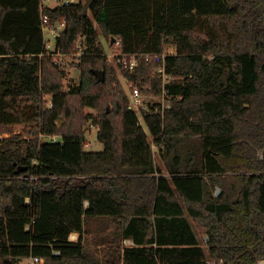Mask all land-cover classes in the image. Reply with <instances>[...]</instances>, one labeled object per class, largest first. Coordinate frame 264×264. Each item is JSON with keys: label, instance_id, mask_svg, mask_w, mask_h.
<instances>
[{"label": "trees", "instance_id": "trees-1", "mask_svg": "<svg viewBox=\"0 0 264 264\" xmlns=\"http://www.w3.org/2000/svg\"><path fill=\"white\" fill-rule=\"evenodd\" d=\"M84 4L0 0V262L264 264V0ZM42 13L66 21L63 54L86 37L80 82L68 91ZM100 35L119 39L123 53L150 55L123 70L128 81L175 97L164 113L154 103L144 115L167 173ZM168 46L175 52L163 56ZM160 66L181 80L164 85L152 75ZM91 118L103 150L86 149ZM106 218L114 229L97 255L84 233Z\"/></svg>", "mask_w": 264, "mask_h": 264}, {"label": "rangeland", "instance_id": "rangeland-1", "mask_svg": "<svg viewBox=\"0 0 264 264\" xmlns=\"http://www.w3.org/2000/svg\"><path fill=\"white\" fill-rule=\"evenodd\" d=\"M85 3L86 0H81ZM45 3L47 5L53 6V1H46ZM100 40L102 41L104 47L106 48V53L107 51L109 52L108 54H112L115 51H121V49L118 46H115V41L112 40V42L107 41V39H105V37H103V35H100ZM167 51H174L175 48L173 46H168ZM165 49V50H166ZM75 49L73 48V51L71 54L66 55V63L61 64L65 69H66V75L64 77V88L65 90H69L71 87L77 85L80 82V65L79 62L81 61V57H78L75 54ZM113 57L110 55L108 61H110V63L112 64V66L115 68L116 71V75L119 78L122 86L124 87L125 91L127 92V83L128 80L125 78L124 76V71L118 67L116 64H114V61L112 59ZM163 67V66H160ZM160 67L155 68L154 72H153V77L156 76L157 78L159 75V71L158 69ZM164 84V81L162 78H160ZM168 79V80H167ZM169 82H174V81H180L181 80V76L178 75H174L171 73L165 74V81ZM146 88L151 89L150 86H146ZM144 93V100H145V104L148 105H152L154 103H157V101L162 100L161 96H158L159 94L153 93L151 91H147V90H143ZM161 95V94H160ZM46 99L48 101V106L51 102V95H46ZM87 111L89 113H92L94 115H96V112L94 109L92 108H87ZM140 123L144 126L147 134H148V139L149 141L152 143L153 149H154V153H155V158H156V162L162 167L164 168L165 173H167V171L165 170L164 167V163L162 161L161 158V150L160 148L154 144V138L152 136V134L149 131V128L145 122V120H143L140 116L139 118ZM59 125L62 123V120L58 121ZM24 124H16L13 128L12 131L13 133H18L20 131H22L24 129ZM86 136H87V145H86V149L87 150H103L104 149V144L102 142H100L97 138V133H98V126L95 124L94 118H91L89 123L86 125ZM2 136H8V134H4ZM61 136L60 135H56V136H49V135H42V140L44 141H57L60 140ZM217 192V190H216ZM114 229V224L113 221L111 220V218H106V219H99V220H95V221H91L90 225L88 226V231H86L84 233V243L91 248V250L96 253L97 255H100L102 253H104L103 251V247H104V236L107 234H110L111 231ZM199 234L200 237V241L201 244L208 249V237L205 234ZM79 234H77L76 237V241L79 239ZM108 246V245H105ZM123 247L127 246V242H123ZM17 263V264H21ZM0 264H2L0 262ZM208 264H216L214 260H212L211 258L208 259Z\"/></svg>", "mask_w": 264, "mask_h": 264}, {"label": "built area", "instance_id": "built-area-1", "mask_svg": "<svg viewBox=\"0 0 264 264\" xmlns=\"http://www.w3.org/2000/svg\"><path fill=\"white\" fill-rule=\"evenodd\" d=\"M46 1H53L54 7L63 5V4H71V3H78L81 2V0H46ZM41 7H51L54 8L53 6L47 5L45 3V0H41ZM66 26V21H56L52 22L51 17L46 14L42 13V30L44 33L45 37V44L48 53L54 57V60L59 63V64H64L66 63V55L63 54L57 47V39L58 37L61 36L62 32L65 30ZM102 42V41H101ZM115 46H118L121 49V41L119 39H116L114 42ZM73 47L75 49V54L78 57H81L84 53L85 50L87 49L86 47V37L83 35H80L78 39L74 42ZM106 49V48H105ZM174 51H167L165 50L163 56L166 53H174ZM109 52L107 51V57L109 59L110 55L113 57L114 64H116L118 67H120L122 70H128L130 72L135 71L136 67L140 63L141 59L143 57L146 58L147 61L150 60V55L149 54H142V53H134V54H126L123 53L122 51H115L112 54H108ZM110 63V61H109ZM159 71V78H162L164 81V85L168 83V79L165 81V74L168 75V72L166 71L165 67H160L158 69ZM127 95L129 98L130 102V108L134 109L135 112L137 113L138 117L145 120V113L146 112H151L152 107L151 105L145 104L144 100V93L142 89L135 85L134 83L128 81L127 83ZM160 101H157L155 104H159L161 106L156 107L155 111L164 113L167 109H170L173 104H174V96L169 92V90L164 86L161 95ZM51 106V104H50ZM140 121V120H139ZM29 201V199H28ZM71 241H74L76 239H72L71 235L69 237ZM125 242H127V245H133V241L130 239H126ZM55 253H59V251H55ZM21 264H45V260L42 256L39 255H32L28 257L25 261H23Z\"/></svg>", "mask_w": 264, "mask_h": 264}, {"label": "water", "instance_id": "water-1", "mask_svg": "<svg viewBox=\"0 0 264 264\" xmlns=\"http://www.w3.org/2000/svg\"><path fill=\"white\" fill-rule=\"evenodd\" d=\"M93 0H86L85 1V4H84V7H85V10H89L90 8V5L92 3ZM116 38H113V41H115ZM96 74L98 75V80L99 81H104L105 80V72L104 71H100V70H95ZM21 170H24L25 168L24 167H20ZM220 191V188L217 189V193Z\"/></svg>", "mask_w": 264, "mask_h": 264}, {"label": "bare ground", "instance_id": "bare-ground-1", "mask_svg": "<svg viewBox=\"0 0 264 264\" xmlns=\"http://www.w3.org/2000/svg\"><path fill=\"white\" fill-rule=\"evenodd\" d=\"M76 237H77V233L74 232V233L71 234V238L72 239H76Z\"/></svg>", "mask_w": 264, "mask_h": 264}, {"label": "crops", "instance_id": "crops-1", "mask_svg": "<svg viewBox=\"0 0 264 264\" xmlns=\"http://www.w3.org/2000/svg\"><path fill=\"white\" fill-rule=\"evenodd\" d=\"M75 233L79 234V236H80V233H78V232H75ZM78 240H79V239H78ZM74 241H76V240H74Z\"/></svg>", "mask_w": 264, "mask_h": 264}]
</instances>
